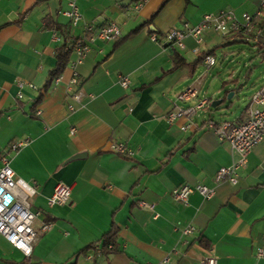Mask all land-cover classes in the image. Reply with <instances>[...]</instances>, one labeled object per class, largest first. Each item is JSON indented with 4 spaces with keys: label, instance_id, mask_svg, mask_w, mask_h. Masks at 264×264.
I'll return each mask as SVG.
<instances>
[{
    "label": "crops",
    "instance_id": "0c3cea01",
    "mask_svg": "<svg viewBox=\"0 0 264 264\" xmlns=\"http://www.w3.org/2000/svg\"><path fill=\"white\" fill-rule=\"evenodd\" d=\"M139 2L77 0L83 21L71 29V38L80 36L87 24L115 23L121 35L112 41H94L81 58L73 51L59 79L47 86L56 66L55 51L63 40L45 29L43 19L68 25L62 15L68 10L67 0H0V159H9L16 177L36 184L31 206L38 214L31 255L25 257L0 236V264H158L164 260L200 264L211 256L217 264H264V143L237 170L235 185H217L218 170L239 159L208 127L211 122L216 126L246 120L249 100L264 83V69L251 85L253 94L232 120L215 119L232 106L224 99V90L235 91L231 101L239 99L251 70L243 78L234 76L240 70L230 71V78L209 91L210 98L202 97L198 83V98L222 104L215 112L209 108L196 114L183 132L187 120L168 125L165 117L181 106L178 95L193 85L190 82L203 65L192 76L186 68H175L174 50L149 37L192 27L204 15L221 11L241 20L245 14L254 15L259 2L143 0L136 10ZM224 43L223 37L207 31L203 48L215 58ZM256 50L253 55L264 59ZM176 52L186 63L197 59ZM221 60H228L224 52ZM74 75L79 104L66 93ZM19 78L37 90L19 89ZM121 78L128 80L126 89L119 84ZM70 104L72 112L67 108ZM113 144H123L127 154H114ZM13 145L18 146L16 152L10 150ZM58 184L71 186L69 200L63 206H48ZM196 184L213 189L214 197L204 201L194 193L186 204L172 200L174 189ZM140 203L153 209L140 208ZM44 222L51 227L42 233ZM112 223L118 228V249L104 256L99 245Z\"/></svg>",
    "mask_w": 264,
    "mask_h": 264
},
{
    "label": "built area",
    "instance_id": "2783aa9c",
    "mask_svg": "<svg viewBox=\"0 0 264 264\" xmlns=\"http://www.w3.org/2000/svg\"><path fill=\"white\" fill-rule=\"evenodd\" d=\"M77 0H67L68 10L62 12V15L68 20L70 28H77L83 21L82 15L76 6ZM124 1V0H114ZM136 4V10L140 9L143 3ZM259 5L254 15H243L238 20L232 12L221 11L216 14H206L202 17L197 25L184 27L183 29L172 28L163 34H150V40L159 44L161 47H168L178 52H188L196 58L202 57V65L205 72H209L216 65L213 56L205 55L203 48L204 35L207 31L225 37L229 34H240L241 39L246 44L256 46L260 39L264 38L263 28L258 27V22L264 16V0H258ZM121 30L115 23H109L102 27H95L93 24L84 25L82 34L74 39V52L81 58L89 51V44L94 41H112L120 37ZM187 41L192 44L187 47ZM59 79V78H58ZM199 80V79H198ZM198 80L192 86L187 87L178 95V101L181 106L175 107L165 117L166 123L172 125L177 120L183 118L188 124L181 127V131L186 132L190 127V120L196 114L205 109H209L211 102L208 98H198ZM19 89L28 88L37 90V88L23 80L17 79ZM119 84L123 89L128 87V80L121 78ZM78 86L77 77L74 75L66 87L67 97L74 104H79L81 95L74 91ZM68 110H74L73 104L68 105ZM36 116L40 115L36 111ZM212 129L217 140L220 143H227L233 153L238 156V161L228 168H221L215 176V184L228 182L232 185L237 183L236 172L243 166L252 152V150L261 143H264V83L258 88L249 100L247 107V117L243 123L222 122L214 125L212 122L208 126ZM75 130L72 128L70 134L73 135ZM18 146H11V151L16 152ZM111 151L117 155L127 154V149L123 144L111 145ZM71 186L58 184L50 198L48 206L65 205L71 194ZM197 193L204 201H209L214 197V190L201 184L194 186H181L172 191V200L176 203L186 204L190 195ZM37 194L35 183H28L16 177L10 167L7 157L0 159V236L3 237L12 247L20 251L25 257L32 253L33 246L37 240L34 229L38 214L33 211L31 200ZM140 208L152 210V206L139 204ZM51 227L50 223H42L40 232L45 233ZM186 234L191 230L185 231ZM97 249V254H100ZM261 256V252L259 253ZM158 264H169L164 260ZM200 264H217V258L211 256L200 261Z\"/></svg>",
    "mask_w": 264,
    "mask_h": 264
},
{
    "label": "rangeland",
    "instance_id": "374dc122",
    "mask_svg": "<svg viewBox=\"0 0 264 264\" xmlns=\"http://www.w3.org/2000/svg\"><path fill=\"white\" fill-rule=\"evenodd\" d=\"M123 18L120 17L118 19V24L122 25ZM254 48L250 44L246 43H231L226 48L220 49L215 52V60L216 66L211 68L208 74L203 76L205 72V68L203 66H199L192 82L197 81L201 76H203L198 83L201 87V95L210 98L209 91L213 89L215 84H219L220 81L230 78V71L240 70V73L234 75L237 78H243L244 74L247 70H251V76L247 81L246 87L247 89L242 91L238 96L239 99L234 98L231 103L232 106L224 110L223 116H216V120H232L235 115H238L241 110L244 108V100L253 94V89L251 85L253 82L259 79L260 73L264 69V59L255 57L253 55ZM222 52L226 54L228 58L227 61L221 60ZM255 54V53H254ZM219 68L222 70L220 72V76L218 74ZM233 76V77H234ZM213 102V101H212ZM211 102V103H212ZM211 106V105H210ZM211 112H215V108L210 107Z\"/></svg>",
    "mask_w": 264,
    "mask_h": 264
},
{
    "label": "trees",
    "instance_id": "16d2710c",
    "mask_svg": "<svg viewBox=\"0 0 264 264\" xmlns=\"http://www.w3.org/2000/svg\"><path fill=\"white\" fill-rule=\"evenodd\" d=\"M43 22L45 29L53 31L54 33H56V35L59 38H62L63 40V45L55 51L56 66L55 69L50 74L49 82L47 83L48 86L50 85L51 82L57 80L68 66L69 58L72 52L74 51L75 43H74V39L71 38L70 36L71 28L69 24L61 25L56 22H53L51 19L47 17L43 19ZM141 27L142 26L135 29L133 33H136ZM258 27L264 28V16L262 19L259 20ZM223 38L225 39V43L219 46L217 49L225 48L229 44L234 43L239 39L242 40L240 34H236V35L229 34ZM253 47L257 48L255 52L257 55L264 56V38H261L259 44ZM213 54L214 53L212 51L205 53V55H210V56H212ZM173 59L175 62V68L177 69L186 68L189 70V74L192 76L195 69L202 63L203 58L200 57L194 60L192 63H186L184 59L179 56L176 50H174ZM224 87H225V83L222 85V90H224ZM231 92H235V91L224 90V99H226L228 94ZM230 104L231 102H229V105ZM117 234H118V228L112 223L108 233L103 236L101 243L99 245L101 252L104 256H108L117 251L118 249ZM90 248H94V245H92Z\"/></svg>",
    "mask_w": 264,
    "mask_h": 264
},
{
    "label": "water",
    "instance_id": "95a60500",
    "mask_svg": "<svg viewBox=\"0 0 264 264\" xmlns=\"http://www.w3.org/2000/svg\"><path fill=\"white\" fill-rule=\"evenodd\" d=\"M233 97V92L229 93L228 96H227V101L228 102H231V99ZM222 104V101H215V102H212L211 103V108H216L217 106H220Z\"/></svg>",
    "mask_w": 264,
    "mask_h": 264
}]
</instances>
